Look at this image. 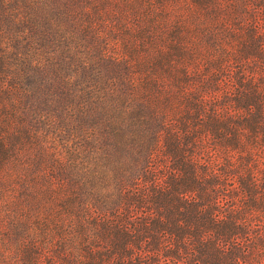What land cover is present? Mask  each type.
<instances>
[{
    "label": "trees",
    "instance_id": "obj_1",
    "mask_svg": "<svg viewBox=\"0 0 264 264\" xmlns=\"http://www.w3.org/2000/svg\"><path fill=\"white\" fill-rule=\"evenodd\" d=\"M0 264H264V0H0Z\"/></svg>",
    "mask_w": 264,
    "mask_h": 264
}]
</instances>
